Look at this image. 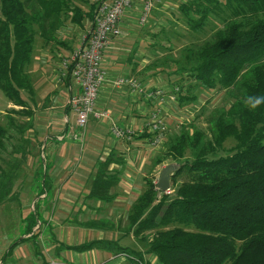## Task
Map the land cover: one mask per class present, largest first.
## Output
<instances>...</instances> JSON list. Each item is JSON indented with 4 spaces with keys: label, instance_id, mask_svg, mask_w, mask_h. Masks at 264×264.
<instances>
[{
    "label": "trees",
    "instance_id": "trees-1",
    "mask_svg": "<svg viewBox=\"0 0 264 264\" xmlns=\"http://www.w3.org/2000/svg\"><path fill=\"white\" fill-rule=\"evenodd\" d=\"M100 1H92L89 10L83 12L72 0H0V89L14 106L9 112L26 116L25 125L7 116L8 125L21 135L31 129L38 138L34 111L21 94L31 92L25 68L35 35L38 33L45 43L56 41L65 46L56 37L58 30L67 20L80 27L84 19L93 21ZM177 12V19H183L193 32L214 23L210 38L183 46L177 57L170 58L175 67L167 73V82L178 86V103L195 100L199 90L224 91L228 101L206 130L193 122L179 127L166 141V150L154 159L155 165L167 158L179 164L171 176L169 192H161L154 178L145 177L143 189L130 204L123 223L75 221L104 230L116 226L121 237L131 234L141 249L123 246L117 238L65 244L52 234L50 237L60 249L106 250L111 255L123 254L135 264H150L149 255L159 264H264V105L254 111L244 105L246 96L264 95V0H185ZM6 138L7 129L0 123V149L5 148ZM229 139L233 143L225 147ZM187 149L189 155L185 157ZM113 162H121L114 153L99 160L88 176L86 199L106 202L115 197L111 188L121 174L119 167L109 170ZM51 166L52 160L38 158L32 176L33 208L21 219L19 236L4 256L26 240L37 248L44 228L51 232L41 210L54 195ZM11 174L0 164V183L6 178L4 185L9 186ZM180 174L187 178L177 182L175 177ZM42 264L57 263L43 257Z\"/></svg>",
    "mask_w": 264,
    "mask_h": 264
},
{
    "label": "crops",
    "instance_id": "crops-1",
    "mask_svg": "<svg viewBox=\"0 0 264 264\" xmlns=\"http://www.w3.org/2000/svg\"><path fill=\"white\" fill-rule=\"evenodd\" d=\"M107 1L110 2L112 0ZM165 2H168V0H157L156 5L160 3L164 7L166 6ZM139 11L140 3L138 2L125 10L119 23L121 33L112 39L110 46L105 50L103 66L107 73V79L99 89L97 96V107L110 111L114 116L116 124L132 129L134 132L133 137L128 140L114 138L109 133L108 120H97L93 117L89 118L81 140H74L71 137L77 128L75 117L68 101L76 86L73 84L71 77L67 78L68 73L62 76L60 60L71 53L77 46L79 39L76 41L74 47L69 46L65 40L59 39L66 43L65 46L60 43L58 44L65 52L57 53L59 58L55 62V69H51L54 76L51 80H45L47 88H43L42 81L40 84L38 83L39 76L30 80L31 92H28V94L32 102L31 109L34 111V129L38 138L43 143L46 142L47 152L46 154L42 152V157L44 158L45 156L48 161L52 160L49 172L54 176V195L49 201L54 199V202L56 204L60 203L61 206H91L94 208L93 212L95 213L99 212V210L103 211L106 207L117 209L123 206L125 210L119 214L123 218L127 212L126 206H128V201L131 200L132 203L134 198L143 189V185L135 184L136 178L134 176L135 174L137 175L144 164V151L141 147L143 145L145 147L150 146L148 145L149 137L141 136L140 132L141 128L145 131L144 124L147 119V113L154 105L153 102L145 99L142 95L132 94L127 87H117L113 84V79L119 75L135 76L140 82L142 81V86H146L147 88L158 84L155 82L156 77L154 79L150 73L146 72V56L149 55L144 52V46L149 43L148 34L153 33L154 28L153 25L144 28L145 26L142 27L143 24H139ZM81 35L83 34L80 33L78 38ZM42 68L44 67L42 66ZM41 78L43 79L44 77L42 76ZM149 78H153L154 80L148 81ZM168 108L167 112H165L166 115L173 110L172 108ZM170 117H167V120L171 127L173 120ZM79 147H82L81 152H78ZM110 153H114L115 157L121 158V162H113L109 166V170L119 167L121 174L119 181L111 188V192L115 194V197L106 202L86 199V192L89 188V183H87L88 176L93 173L99 160H102ZM77 157L80 158L78 166L68 164L72 158ZM127 173L130 174L126 175ZM77 176H82V178H77ZM122 179H126L127 183H122ZM156 179L154 180L155 182ZM79 191H81V196L76 193ZM43 196L44 194L41 197ZM42 215L43 219L47 218L44 212ZM119 215L96 216L89 218V220H108L109 222L117 223L120 221L118 219ZM47 219L49 220V218ZM48 222L51 225V232H45L46 227L43 232L46 233V237H50V234H52L57 242L76 244L85 241H76L81 236H84L87 240L117 238L123 246L142 248L141 243L131 234L121 237L122 234L116 229V226L112 227V229L104 230L77 224V227H74V229L68 226L63 230L60 222ZM78 222H81V220ZM123 222L124 218L121 223ZM94 229L98 230V232L95 233ZM59 231H64L63 240L57 234ZM75 234L76 236H74ZM55 249L59 264H134L125 255H111V252L106 250L92 249L86 252H75L60 249L59 246ZM61 259L64 261H60ZM147 260L150 264H159L154 255H149ZM52 262L54 261L52 260Z\"/></svg>",
    "mask_w": 264,
    "mask_h": 264
},
{
    "label": "rangeland",
    "instance_id": "rangeland-1",
    "mask_svg": "<svg viewBox=\"0 0 264 264\" xmlns=\"http://www.w3.org/2000/svg\"><path fill=\"white\" fill-rule=\"evenodd\" d=\"M92 1L94 0H72L73 3L80 6V9L83 12L89 10V6ZM183 1L185 0H168V2H165L166 6L164 7H162L160 3L156 5V1L151 12L147 16L146 22L142 25V27L145 26L144 28L153 25V33H157V35L154 37H152L153 33L148 34L149 43L144 46V52L149 55L146 56V67L149 69L151 77H154V79L156 77L155 82L158 84L148 88L145 86L146 89H152L153 87L160 85L165 87L167 90L172 88L174 89L175 86L168 84V77L166 76L167 73H170L175 67L173 62L170 61V58L177 57L180 49L183 46L192 45V43H200L212 36L214 30V23L212 24V22L207 24L202 30L193 32L188 30V26L183 19H177L179 16L177 7ZM83 22V27H80L77 24L67 20L64 26L61 27L56 33V37H58V39L65 40L69 46L74 47L76 41L79 39V34H85L91 28V20L85 21L84 19ZM161 28H163V32H160ZM169 45H171V49L167 48ZM60 52L63 53L65 50L61 46H58L56 41L45 43L42 37L37 33L34 39V47L30 62L25 68L27 75L30 76V80L39 76L38 83L40 84L42 81L43 88H47L45 80H51L54 76L52 70L55 69V62L59 58L57 53ZM42 66L44 68H48L44 69ZM47 70H49V72H47ZM40 72L45 73L41 74ZM154 72H156V74H152ZM42 76L44 77L43 79L41 78ZM154 79L149 78L148 81H152ZM21 94L29 107H31L32 102L29 99L30 95L28 92L22 91ZM144 98L153 102L154 107L150 110L152 111L156 107V101L151 98H146L145 96ZM175 99V102L168 101L164 105L165 110L167 107L173 109L170 111V113L168 112V115L165 113L166 122L168 123L167 117L171 116L170 118L173 120V125L170 127L168 124V130L163 141L158 145H152L150 139L151 134L149 133L150 136L148 145L150 146L145 147V145H143L144 148L141 147L144 151V164L137 175L135 174L134 176L131 174L136 178L135 184L137 185H144L143 179L145 177H152L155 180V178L158 177L162 166L166 165L167 163L178 164V162L173 161L171 158H167L162 163L155 165L154 159L166 150V141H170L174 135L178 133L179 127L183 126L184 124L193 122L196 127H201L206 130L211 124L212 118L214 115H216L217 110L224 106V104L228 101V96L227 93H224V91L199 90L196 94L195 100L190 99L189 101L178 103L177 93ZM11 108H14L12 102L9 101V99L0 89V123L7 129V138L4 140L5 148L0 149V155L2 158V160H0V164L6 171H10L13 177L9 186L4 185L6 178H2L0 183V264H42L43 257H45L47 260H53L59 264L58 258L55 254V248L57 247V244L52 237H46L45 232H41L39 234L37 248L33 246L31 240H26L24 242L17 243L16 245L14 244L15 246L13 245L14 247L11 250V253L4 256L8 246L19 236V225L21 219L28 213L29 210L33 208L35 193L32 191V176L34 170L38 166V158L42 156V149L43 153L46 154L47 152L46 142L43 143L42 140L40 141V138L34 136L31 129L25 131L21 135L17 131V128L8 125V115L13 117L14 123L23 125L26 124V116L10 113L9 109ZM150 111L147 113V119L144 124L145 131H143L141 128L140 133L142 135L143 132L148 133L146 122L148 121ZM133 135L134 132L131 137H133ZM39 143L41 144L39 145ZM232 143L233 141L231 139L227 140L225 147L231 146ZM81 149L82 147H79L78 152H81ZM184 154L185 157L189 155L188 149ZM68 164H74L78 166L80 164V158H72L71 162ZM129 174L130 173H127L126 175ZM77 178L81 179L82 176H77ZM186 178V174H180L175 177V180L180 182ZM122 183H127L126 179H122ZM76 193L81 196V191ZM41 196H39V198ZM130 203L131 200L128 201V206H126L127 210L130 207ZM41 210L42 214L44 212L45 216L49 218L48 220L45 217L48 221L52 223L60 222V225L64 230L68 226L72 229L77 227L75 221L87 220L91 217L94 218L96 216L103 215H119L120 213H123L125 208H123V206L117 209L113 207H106L103 211L99 210V212L95 213L93 212L94 208L91 206H61L60 203L56 204L53 199L47 203V206H42ZM121 216L122 215H119L118 219L122 220L124 218ZM94 230L95 233L98 232V230ZM57 234L58 236L60 235L61 239L63 240L64 237L62 236H64V231H59ZM74 236H76V234ZM78 240L82 241L87 239H85L84 236H81V238H78L76 241ZM66 260L68 261L67 257ZM60 261L64 260L61 259Z\"/></svg>",
    "mask_w": 264,
    "mask_h": 264
},
{
    "label": "built area",
    "instance_id": "built-area-1",
    "mask_svg": "<svg viewBox=\"0 0 264 264\" xmlns=\"http://www.w3.org/2000/svg\"><path fill=\"white\" fill-rule=\"evenodd\" d=\"M156 1L101 0L96 7L90 30L81 35L77 46L68 56L62 58L63 68L71 65V78L76 86L69 99L70 107L75 114V125L78 128V131L72 134L73 138L81 139L90 116L107 119L109 131L116 138L129 137L132 134V130L118 126L107 110L96 107L99 88L107 78L103 67V53L112 39L120 35L119 23L126 9L136 2L140 3L138 22L143 24ZM113 84L117 87L128 86L132 92L142 93L146 98L156 101V107L149 113L146 127L154 135L151 144H160L168 129L164 105L168 101H175V94L162 87L145 90L134 77H116L113 79ZM174 90L176 91L177 88ZM165 192H169V189Z\"/></svg>",
    "mask_w": 264,
    "mask_h": 264
},
{
    "label": "bare ground",
    "instance_id": "bare-ground-1",
    "mask_svg": "<svg viewBox=\"0 0 264 264\" xmlns=\"http://www.w3.org/2000/svg\"><path fill=\"white\" fill-rule=\"evenodd\" d=\"M139 24H140V23H139ZM116 37H117V36H116ZM114 38H115V37H114ZM110 44H111V43H110ZM109 46H110V45H109ZM109 46H108V47H109ZM108 47H107V48H108ZM107 48H106V49H107ZM106 49H105V50H106ZM104 53H105V51H104ZM104 53H103V56H104ZM62 58H63V57H62ZM103 59H104V58H103ZM61 60H62V59H61ZM60 65H61V61H60ZM103 67H104V66H103ZM69 70L71 71V65H69L67 68H63L62 65H61V73H62V76L65 75V73H67ZM105 71H106V70H105ZM69 73H70V77H71V72H69ZM106 75H107V73H106ZM117 77H134V78H136L135 76H131V75H126V76H121V75H119V76H117ZM115 78H116V77H115ZM106 79H107V78H106ZM136 79L138 80V78H136ZM71 80H72V78H71ZM105 81H106V80H105ZM105 81H104V82H105ZM138 81H139V80H138ZM72 82H73V80H72ZM104 82H103V83H104ZM139 82H140V81H139ZM73 84H74V82H73ZM140 84H141V82H140ZM74 85H75V84H74ZM102 85H103V84H102ZM102 85H101V86H102ZM141 85H142V84H141ZM123 86H125V85H123ZM123 86H120V87H123ZM125 87H127V88L131 91V89H130L128 86H125ZM142 87H143V89H145V90H150V88H149V89H146L145 86H142ZM156 87H162V88L166 89V88L163 87V86H156ZM156 87H153V88H156ZM100 88H101V87H100ZM100 88H99V89H100ZM153 88H152V89H153ZM175 88H177L176 91L174 90ZM174 89L172 88V89H170V90H167V89H166V90H167L168 92H173V93L175 94V96H176V93L178 92V89H179V88H178V86H175ZM98 92H99V91H98ZM131 93H132V94H136V95H139V94H140V95H142V96L144 97V94H142V93H134V92H132V91H131ZM97 96H98V95H97ZM69 99H70V98H69ZM175 101H176V99H175ZM175 101H174V102H175ZM68 103H69V101H68ZM69 106H70V104H69ZM96 107H97V99H96ZM97 108H100V107H97ZM70 109H71V107H70ZM164 109H165V108H164ZM71 111H72V109H71ZM107 111H108V110H107ZM72 112H73V111H72ZM108 112L111 114V116H112L113 119H114L113 114H112L110 111H108ZM165 112H167V109L165 110ZM73 114H74V112H73ZM74 117H75V114H74ZM90 117H92V116H90ZM90 117H89V118H90ZM89 118H88V120H89ZM93 118H94V117H93ZM95 119H96V118H95ZM97 120H104V119H97ZM114 121H115V120H114ZM87 122H88V121H87ZM115 123H116V122H115ZM167 124H169V123H167ZM118 126H119V125H118ZM76 128H77V127H76ZM108 129H109V127H108ZM128 129H129V128H128ZM167 130H168V129H167ZM77 131H78V128H77L76 132H77ZM147 131H148V129H147ZM166 132H167V131H166ZM109 133H110V131H109ZM148 133L151 134V138H150V139H151V142H152V139H153V136H154V135H153L152 132H149V131H148ZM110 134H111V133H110ZM132 134H133V131H132ZM132 134H131V135H132ZM82 135H83V134H82ZM111 135H112V134H111ZM131 135H130L129 137H123V138H119V139H129V138H131ZM112 136H113V135H112ZM71 137H72V136H71ZM113 137H114V136H113ZM72 138H73V137H72ZM114 138H116V137H114ZM73 139H74V140H81V139H75V138H73Z\"/></svg>",
    "mask_w": 264,
    "mask_h": 264
},
{
    "label": "water",
    "instance_id": "water-1",
    "mask_svg": "<svg viewBox=\"0 0 264 264\" xmlns=\"http://www.w3.org/2000/svg\"><path fill=\"white\" fill-rule=\"evenodd\" d=\"M178 169L179 164L175 163H167L166 165L162 166L155 182L157 189L161 192L168 190L170 188L171 176Z\"/></svg>",
    "mask_w": 264,
    "mask_h": 264
},
{
    "label": "clouds",
    "instance_id": "clouds-1",
    "mask_svg": "<svg viewBox=\"0 0 264 264\" xmlns=\"http://www.w3.org/2000/svg\"><path fill=\"white\" fill-rule=\"evenodd\" d=\"M244 105L254 111L264 105V95H248L244 98Z\"/></svg>",
    "mask_w": 264,
    "mask_h": 264
}]
</instances>
